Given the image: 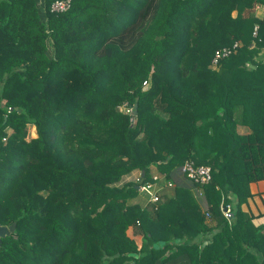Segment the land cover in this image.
Returning <instances> with one entry per match:
<instances>
[{"label": "trees", "instance_id": "obj_1", "mask_svg": "<svg viewBox=\"0 0 264 264\" xmlns=\"http://www.w3.org/2000/svg\"><path fill=\"white\" fill-rule=\"evenodd\" d=\"M53 1L0 0V264H264V0Z\"/></svg>", "mask_w": 264, "mask_h": 264}, {"label": "built area", "instance_id": "obj_2", "mask_svg": "<svg viewBox=\"0 0 264 264\" xmlns=\"http://www.w3.org/2000/svg\"><path fill=\"white\" fill-rule=\"evenodd\" d=\"M70 7V0H55L49 6V11L53 13H60L66 11ZM255 11H260L261 6L255 5ZM256 26L253 27L252 35L256 34ZM236 47V44H233L231 48L222 47L215 49L212 53L210 59V67H215L217 61L220 58L226 57L231 53V51ZM143 84L146 85L145 82ZM10 107L6 108V111L9 112ZM126 110V109H125ZM4 140V139H3ZM178 173L183 176L187 181L195 184L192 188L193 195L195 197L202 195L201 185L206 184L210 180V170L205 165H194L190 161H185L183 164L177 167ZM165 174L152 173L151 180L147 182H141L137 184V189L139 193H142L146 202L154 203L158 200L161 190L165 187H172V182L165 178ZM138 180V179H137ZM220 211L225 219L230 217V211L228 205L220 204Z\"/></svg>", "mask_w": 264, "mask_h": 264}, {"label": "crops", "instance_id": "obj_3", "mask_svg": "<svg viewBox=\"0 0 264 264\" xmlns=\"http://www.w3.org/2000/svg\"><path fill=\"white\" fill-rule=\"evenodd\" d=\"M7 132L9 133L10 130L6 129V133ZM169 174L176 182L187 181L178 173L177 168L169 172ZM249 189L252 195L241 205V208L254 216L252 222L255 225H264V180L250 183ZM143 199L146 200L145 196H143Z\"/></svg>", "mask_w": 264, "mask_h": 264}, {"label": "water", "instance_id": "obj_4", "mask_svg": "<svg viewBox=\"0 0 264 264\" xmlns=\"http://www.w3.org/2000/svg\"><path fill=\"white\" fill-rule=\"evenodd\" d=\"M152 66L150 67V70H149V74L152 72ZM149 85V77H148V80L146 82V85L144 86V89L147 88ZM135 108H136V105L133 104L132 106V113L135 114L136 111H135ZM142 176H143V171L140 172L139 174V178L137 180V184L140 183L141 179H142ZM137 187V185L135 186V188ZM14 230V223H10L9 225H0V239L3 238L4 236H7L9 233L13 232Z\"/></svg>", "mask_w": 264, "mask_h": 264}, {"label": "rangeland", "instance_id": "obj_5", "mask_svg": "<svg viewBox=\"0 0 264 264\" xmlns=\"http://www.w3.org/2000/svg\"><path fill=\"white\" fill-rule=\"evenodd\" d=\"M259 12V11H258ZM132 112V111H131ZM29 131H28V138L30 137V136H33L34 135V130L32 129V127H30L29 129H28ZM30 135V136H29ZM140 174V173H139ZM138 178H139V175H138ZM171 187H165V188H163L162 190H161V193L163 194L164 192H168L169 191V189H170ZM139 195V197H137V199H136V201H140V202H142V203H144V199H143V194L142 193H139L138 194Z\"/></svg>", "mask_w": 264, "mask_h": 264}]
</instances>
